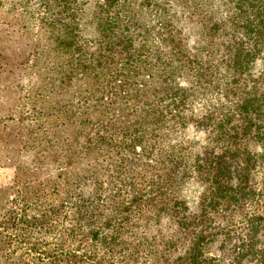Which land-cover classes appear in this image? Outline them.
I'll return each instance as SVG.
<instances>
[{
	"label": "rangeland",
	"instance_id": "374dc122",
	"mask_svg": "<svg viewBox=\"0 0 264 264\" xmlns=\"http://www.w3.org/2000/svg\"><path fill=\"white\" fill-rule=\"evenodd\" d=\"M252 1L254 19L263 20L264 0ZM240 4L0 0V264L191 263L183 260L189 240L168 215L148 219L126 208L156 182L173 184L189 215L200 211L205 184L188 174L207 147L221 148L199 121L218 108L234 114L238 103L223 44L248 40L229 26ZM211 27L220 29L214 43ZM108 33L120 43L112 57ZM258 47L246 73L264 92V43ZM176 101L183 107L174 118L165 106ZM151 105L162 112L142 131L112 136L100 123ZM134 139L154 144L159 162L145 159V146L130 148ZM174 156L183 160L177 175ZM239 236L223 250L213 245L206 263L264 264L238 257Z\"/></svg>",
	"mask_w": 264,
	"mask_h": 264
},
{
	"label": "trees",
	"instance_id": "16d2710c",
	"mask_svg": "<svg viewBox=\"0 0 264 264\" xmlns=\"http://www.w3.org/2000/svg\"><path fill=\"white\" fill-rule=\"evenodd\" d=\"M107 1L109 5L116 0ZM257 7L252 0H241L237 12L230 17L229 26L233 34L239 32L241 26L248 40L242 39L237 43L234 41L236 39H231L223 44L228 55L224 65L231 71L232 83L237 87L232 89L238 99L234 114H223V109L218 108L199 121V125L210 133L212 144L221 147L219 150L207 147L195 161L191 174H188V177L194 175L195 179L205 184L200 211L189 215L186 201L174 198L173 184L161 186L156 182L150 184L145 193L137 192V196L131 200L132 206L126 208L127 211L139 208L148 219L168 215L175 224L176 231L189 240V249L183 260H190V264H207L206 260H212L207 256L208 250L215 244L223 250L227 238L236 234L240 235L239 258L252 255L264 260V236L260 234L264 231V92L258 81L248 85L246 73L260 48L258 46L264 43V13L261 14L263 20L257 22L254 19ZM208 31L214 43L220 29L211 27ZM107 36L109 39L106 49L112 57L111 54L117 53L120 43L117 38H111L110 33ZM125 41L123 47L130 51L131 38ZM182 107L183 104L176 101L167 104L165 110L177 118ZM161 112L155 109V105H151L148 109L141 108L136 114L122 112L120 115L112 114L108 119L107 116H101L103 119L100 123L106 125L104 129L112 136L114 132L121 135L124 133L126 136L135 130H144L146 118L150 116L158 119ZM236 119L238 124L235 123ZM136 140L130 142V148L145 146L142 150L145 159L152 158L159 162L161 154L156 151L154 144L137 140L140 142L138 144ZM247 141L259 144L262 153L251 152ZM125 143L127 142H118L119 146ZM170 161L171 174H179L178 171L183 167L182 158L174 156ZM259 172L262 178L260 181L257 180ZM184 176H187V172ZM82 208L85 207L82 205ZM116 209L121 208L118 206Z\"/></svg>",
	"mask_w": 264,
	"mask_h": 264
}]
</instances>
